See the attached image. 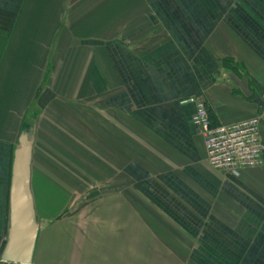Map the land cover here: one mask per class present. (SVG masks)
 <instances>
[{
    "label": "crops",
    "instance_id": "1",
    "mask_svg": "<svg viewBox=\"0 0 264 264\" xmlns=\"http://www.w3.org/2000/svg\"><path fill=\"white\" fill-rule=\"evenodd\" d=\"M190 97L264 144V0H0V247L28 131L31 264H264V152L212 169Z\"/></svg>",
    "mask_w": 264,
    "mask_h": 264
},
{
    "label": "built area",
    "instance_id": "2",
    "mask_svg": "<svg viewBox=\"0 0 264 264\" xmlns=\"http://www.w3.org/2000/svg\"><path fill=\"white\" fill-rule=\"evenodd\" d=\"M192 104L191 124L201 135L207 164L214 170L238 177L244 169L257 167L264 152L259 119H246L229 125L214 126L205 104L190 97L179 102Z\"/></svg>",
    "mask_w": 264,
    "mask_h": 264
},
{
    "label": "water",
    "instance_id": "3",
    "mask_svg": "<svg viewBox=\"0 0 264 264\" xmlns=\"http://www.w3.org/2000/svg\"><path fill=\"white\" fill-rule=\"evenodd\" d=\"M264 108V103L255 99ZM33 140L28 131L20 134L13 153L9 192V227L0 247V261L9 264H31L39 225L30 189V164Z\"/></svg>",
    "mask_w": 264,
    "mask_h": 264
},
{
    "label": "rangeland",
    "instance_id": "4",
    "mask_svg": "<svg viewBox=\"0 0 264 264\" xmlns=\"http://www.w3.org/2000/svg\"><path fill=\"white\" fill-rule=\"evenodd\" d=\"M36 109H37V107H36ZM33 113H35V116L37 117L38 116V114H39V112L36 110V111H32ZM53 124V122H51V125Z\"/></svg>",
    "mask_w": 264,
    "mask_h": 264
},
{
    "label": "trees",
    "instance_id": "5",
    "mask_svg": "<svg viewBox=\"0 0 264 264\" xmlns=\"http://www.w3.org/2000/svg\"><path fill=\"white\" fill-rule=\"evenodd\" d=\"M213 125V124H212Z\"/></svg>",
    "mask_w": 264,
    "mask_h": 264
}]
</instances>
